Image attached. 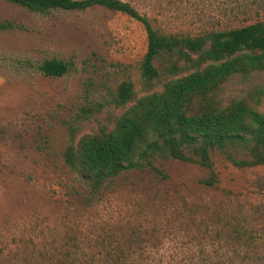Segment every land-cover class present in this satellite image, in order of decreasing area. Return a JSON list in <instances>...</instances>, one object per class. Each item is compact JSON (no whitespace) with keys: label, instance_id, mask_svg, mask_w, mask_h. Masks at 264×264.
<instances>
[{"label":"rangeland","instance_id":"obj_1","mask_svg":"<svg viewBox=\"0 0 264 264\" xmlns=\"http://www.w3.org/2000/svg\"><path fill=\"white\" fill-rule=\"evenodd\" d=\"M122 1L161 33L264 19V0ZM0 22L10 24L0 29V264H264V164L229 159H248L249 143L209 151L211 167L190 149L189 160L158 151L96 182L64 161L121 111L122 81L135 95L160 88L166 57L153 60L159 79L139 77V21L99 5L35 12L0 0ZM50 58L67 70L41 74L36 64ZM232 99L263 111L264 69L231 74L212 95Z\"/></svg>","mask_w":264,"mask_h":264},{"label":"trees","instance_id":"obj_2","mask_svg":"<svg viewBox=\"0 0 264 264\" xmlns=\"http://www.w3.org/2000/svg\"><path fill=\"white\" fill-rule=\"evenodd\" d=\"M30 11L48 9L83 10L99 5L129 15L139 21L146 36V49L140 60L139 77L151 84L160 74L164 78L157 90L135 95L132 84L122 81L113 100L123 105L109 127L78 138L63 159L82 178L96 182L120 169L150 164L154 153L194 160L211 167L209 151L228 143L250 144L248 159H235L238 166L264 164V110L249 107L241 99L218 105L212 95L219 84L234 73L264 69V19L228 29L209 30L196 35L161 33L148 19L122 0H7ZM10 26L0 22V29ZM160 56L168 64L159 73L153 60ZM179 61L186 65H178ZM45 76L58 77L66 70L62 60L50 58L36 64ZM214 102V103H213ZM212 176V173L210 174ZM210 184V177L204 179Z\"/></svg>","mask_w":264,"mask_h":264}]
</instances>
